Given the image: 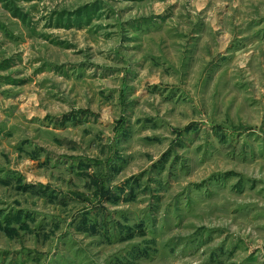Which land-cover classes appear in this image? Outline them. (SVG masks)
Masks as SVG:
<instances>
[{"label":"rangeland","instance_id":"rangeland-1","mask_svg":"<svg viewBox=\"0 0 264 264\" xmlns=\"http://www.w3.org/2000/svg\"><path fill=\"white\" fill-rule=\"evenodd\" d=\"M258 38L264 0H0V264H264Z\"/></svg>","mask_w":264,"mask_h":264},{"label":"crops","instance_id":"crops-1","mask_svg":"<svg viewBox=\"0 0 264 264\" xmlns=\"http://www.w3.org/2000/svg\"><path fill=\"white\" fill-rule=\"evenodd\" d=\"M195 4L197 5V6H199L200 5V0H195ZM263 22V21H262ZM262 24V23H261ZM262 26H263V24H262ZM255 46H256V50L259 52L260 51V49H262V50H264V38H262V39H256L255 40Z\"/></svg>","mask_w":264,"mask_h":264}]
</instances>
